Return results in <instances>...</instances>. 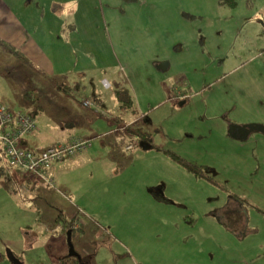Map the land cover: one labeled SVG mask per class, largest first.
<instances>
[{
	"label": "rangeland",
	"instance_id": "1",
	"mask_svg": "<svg viewBox=\"0 0 264 264\" xmlns=\"http://www.w3.org/2000/svg\"><path fill=\"white\" fill-rule=\"evenodd\" d=\"M235 1L0 0V101L38 110L39 144L79 135L94 111L123 119L91 165L71 161L31 196L0 187V264H14L10 251L53 264L69 254V221L89 264H264V132L229 131L264 125V0ZM116 81L133 107L121 108ZM91 98L101 110L84 105ZM158 147L208 166L211 179Z\"/></svg>",
	"mask_w": 264,
	"mask_h": 264
},
{
	"label": "crops",
	"instance_id": "2",
	"mask_svg": "<svg viewBox=\"0 0 264 264\" xmlns=\"http://www.w3.org/2000/svg\"><path fill=\"white\" fill-rule=\"evenodd\" d=\"M261 21H262V24H263L262 26H264V20H260L259 22H261ZM259 26H260V24H259ZM257 33L259 34L260 31H257ZM260 35H262V39H264V28L262 29ZM262 44L263 45L260 46V49H259L260 53L258 54L257 58H260V57L264 56V43H262ZM22 54L25 55L24 53H22ZM20 59H22V58H20ZM161 60H164V62L168 63V65L165 67V69H161V70H165V71L168 70L171 67V65H172L168 57H158V59L154 58L155 65L157 66L159 64V62H161ZM29 61H28V63H30ZM94 62L95 61H93V64H94ZM239 64H240V66H243V60L240 59L239 60ZM95 67H100V66L94 64L93 66H89V67L84 68L82 70L91 71V69L95 68ZM102 67H110V64L108 63V60H107V63L106 62L103 63ZM158 69H160V68H158ZM76 73L79 74V69L76 70ZM70 81L74 82L73 79H71ZM75 84H76V86H78V82H76ZM115 85L116 86H120L118 89H120V88L129 89L131 91L132 96H133V92H132L131 88L123 86L121 82L119 83V81H116ZM187 88H189V87H187ZM133 99H134V96H133ZM86 100H89V99H86ZM91 102H92L91 106H88V105H85V104L84 105L86 107L92 109L94 104H96L95 106L97 108H99V110H101V108H102L101 105H99L98 103H95V101L92 98H91ZM134 102H135V99H134ZM10 110H12L14 112H18V111L21 112L22 111L20 109H17V110L10 109ZM37 112H38V110H34V111L30 112V113L29 112H26V113L32 114L35 117V119H36ZM94 113H96V115L95 114H91V115L88 116L87 120L83 124L84 128L82 129V131H80L79 135H73L71 137L61 135V136H58L52 142H49V143H46V144H39V140L43 136L46 135V132L43 131V130L38 131L36 129L34 132L25 135V137L21 141V145L24 148H26V149L34 152V153H38L39 154V153H41L42 151H44L45 149H47L50 146H54V145H57V144H68V143L72 142L74 139H77V138H83V139H87V140L95 139V141H92V146H93L92 148H88L85 152L80 153L79 155L75 156V158L67 157V158H64L63 160L56 161L48 169L47 173L51 177H53V175L55 176V174H60V173L63 174L64 171H66V169L68 168V165L70 164V162L74 161V160L77 163H79V164H81V162H87L88 164L91 165V155L92 154H98L96 152H101V151H106L107 150L106 147H105L107 144H105L106 142H105L104 139H105L106 133L109 132L110 128H112V126H113L111 121L114 120L115 122L118 123V122H121L123 120L122 116H117V115L113 116V115H110V114L107 115V116H101V115L97 114V112H95V111H94ZM99 113H101L102 115L105 114L104 111H99ZM36 121H37V119H36ZM37 124H38V122H37ZM241 126H243V125H241ZM253 132H264V131H251L250 134L247 136V138H249L251 133H253ZM247 138H245V139H247ZM240 140H244V139H240ZM95 145H97L99 148H94ZM157 150H158V152H160V154L166 156L165 150H169V149H163V148H159L158 147ZM168 159L171 160V158H168ZM16 182H19V184H20L19 191H22V186L25 185L23 187H27L26 191H31V192H29V195H30V194H33L32 193L33 191L31 189L33 187L32 186L33 183H38V185L36 187V190H38V188H39L38 186L40 185V183L43 182V180L41 178H39L36 174H33V175L21 174L20 177H17ZM30 186H31V188H30ZM35 186H36V184H35ZM165 186H166V184L164 182H160V184L158 185L159 189L157 190V194L158 195L164 194L165 191H163V190H164ZM23 189H25V188H23ZM25 194H28V193H25ZM27 198H28V196H27ZM202 201H204V200H202ZM202 201L192 202V203L195 204V203H199V202H202ZM204 202H206V201H204ZM158 203H161V202H158ZM185 204H187V202ZM186 206L189 207L188 205H186ZM56 259H54V262L56 261Z\"/></svg>",
	"mask_w": 264,
	"mask_h": 264
},
{
	"label": "built area",
	"instance_id": "3",
	"mask_svg": "<svg viewBox=\"0 0 264 264\" xmlns=\"http://www.w3.org/2000/svg\"><path fill=\"white\" fill-rule=\"evenodd\" d=\"M91 106V100H85ZM37 123L33 115L14 112L0 101V140L10 164L25 174H36L43 181L54 185V179L48 175L53 163L67 157H75L85 152L91 145L87 139L77 138L68 144L50 146L41 153H34L21 145L25 135L34 132ZM131 146L127 147L130 149Z\"/></svg>",
	"mask_w": 264,
	"mask_h": 264
},
{
	"label": "trees",
	"instance_id": "4",
	"mask_svg": "<svg viewBox=\"0 0 264 264\" xmlns=\"http://www.w3.org/2000/svg\"><path fill=\"white\" fill-rule=\"evenodd\" d=\"M219 4L220 5H226L227 4V5L234 7L236 5V1L235 0H219ZM1 41H2V44L4 46L11 47L14 50V53L18 57L22 58L25 62L28 63V61H29L28 58L25 55H23L21 53V51L14 49V47L12 46L11 43L5 42L3 40H1ZM29 62L31 63V61H29ZM184 93H188L189 95H192L193 91L189 87V88H186L184 90ZM115 94H116L117 99L121 103V108L128 109V108L133 107L134 99H133V96H132L131 91L129 89H127V88L117 89ZM165 153L174 162L184 166L185 168H187L191 172L196 173L197 176L211 179L207 174L203 173V170L209 169L208 166L196 165L192 161L182 157L181 155H179L178 153H176L173 150H165ZM21 174H25V173L21 172L20 170H18L17 168L13 167L10 164L8 157L5 153L4 144L0 140V187L5 186L10 191H14V189L16 190V188L19 189L20 184H19V182H16V180H17V177L21 176ZM66 229L71 230L72 237H73V233L75 231L73 228V222L69 221ZM19 259L21 260V258H19ZM21 262L23 264H26L22 260H21ZM83 263L89 264V261L85 257H82V259L79 260L76 256H70L69 254H67V255H63V256L57 258L53 264H83Z\"/></svg>",
	"mask_w": 264,
	"mask_h": 264
},
{
	"label": "water",
	"instance_id": "5",
	"mask_svg": "<svg viewBox=\"0 0 264 264\" xmlns=\"http://www.w3.org/2000/svg\"><path fill=\"white\" fill-rule=\"evenodd\" d=\"M167 65H168V63L163 61V62H160L157 65V67L160 68V69H165V67ZM181 103H184V102H181ZM234 128H239V129L242 130V132L244 134H247L243 138L238 137V139H245V138H247V136L250 134L251 131H264V126L261 125V124H245L243 126H241V125H232L229 128L230 133H231V131ZM231 135H232V133H231ZM232 136L234 138L236 137L234 135H232ZM141 146L143 148H151V144H149V142L148 141H145V140L141 142ZM68 243H69L68 244L69 245V255L70 256H76L79 260H81L82 259V256L76 251L75 246H74V243L72 241V232H71V230L68 231ZM8 257L10 258V260L14 264H23L21 262V260L13 252H11V251L8 253ZM83 264H86V263H83Z\"/></svg>",
	"mask_w": 264,
	"mask_h": 264
},
{
	"label": "flooded vegetation",
	"instance_id": "6",
	"mask_svg": "<svg viewBox=\"0 0 264 264\" xmlns=\"http://www.w3.org/2000/svg\"><path fill=\"white\" fill-rule=\"evenodd\" d=\"M183 94H186V93H182L181 94V96H183ZM182 102H184L185 103V100H183ZM184 103H181L180 102V104L182 105V104H184ZM92 105V104H91ZM231 133H232V135H234V136H236L235 138L236 139H238V137H240V138H243V137H245L247 134H244L243 132H242V130L241 129H239V128H234L232 131H231ZM132 148V147H131ZM130 148V149H131ZM190 171V170H189ZM193 173V172H192Z\"/></svg>",
	"mask_w": 264,
	"mask_h": 264
}]
</instances>
